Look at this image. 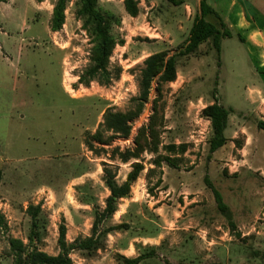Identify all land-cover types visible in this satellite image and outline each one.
Returning <instances> with one entry per match:
<instances>
[{"label":"rangeland","instance_id":"374dc122","mask_svg":"<svg viewBox=\"0 0 264 264\" xmlns=\"http://www.w3.org/2000/svg\"><path fill=\"white\" fill-rule=\"evenodd\" d=\"M184 1L189 8L139 0V15L131 17L125 0H98L101 11L114 13L121 24L112 27L118 43L108 65L111 82L86 85L80 78L92 65L94 41L77 16V0H68L59 32L50 28L58 0H0V214L8 225L0 230V264L14 262L11 238L29 244L31 206L41 207L33 247L57 256L61 224L68 244L91 236L96 212L110 195L105 164L122 184L137 162L145 169L130 197L100 227L124 229L108 235L96 253L70 251L73 264H121L116 251L134 240L137 256L156 248L142 264H264V66L240 42L238 35L247 31L237 24L251 5L264 14V0H207L233 35L222 40L221 54L209 41L197 54L179 57L175 82L154 81L128 138L116 137L99 147L106 150L99 155L85 146L107 110L132 108L145 59L160 52L171 57L185 46L200 0ZM206 20L220 28L214 16ZM215 100L230 112L229 142L211 154V123L202 111ZM151 127L158 154L147 150L126 164L118 155L111 159L114 148L135 149ZM170 144L186 151L169 154L163 146ZM158 156L171 163L155 167ZM206 178L231 208L236 231L218 211ZM197 206L201 223L181 242V211Z\"/></svg>","mask_w":264,"mask_h":264},{"label":"trees","instance_id":"16d2710c","mask_svg":"<svg viewBox=\"0 0 264 264\" xmlns=\"http://www.w3.org/2000/svg\"><path fill=\"white\" fill-rule=\"evenodd\" d=\"M43 2L44 0H37ZM170 4L181 6L182 0H167ZM68 0H58L51 19V31L59 32L65 24V12L67 10ZM77 16L84 20V29L87 30L93 38V57L92 65L85 71L80 78V83L89 84L98 80L103 85L111 82L108 71L109 60L117 45V40L112 33L113 25L121 24V20L114 13L103 12L99 8L98 0H77ZM126 12L131 17L139 15V0H125ZM208 16H214L220 25L206 20ZM189 36L185 46L179 52L168 57L166 52H160L149 56L145 59L144 68L141 71L139 82V96L133 99V106L127 112H114L107 110L103 116V122L99 125L94 134L88 133L85 138V146L95 155H99L103 151L106 153L104 146H109L116 137L128 138L132 131V123L142 114L146 103L148 102L154 81L159 86L162 84L175 82L177 78V59L179 57L197 54L200 47L211 42L215 51L220 55L222 51V40L232 38V33L222 16L208 4L207 0H201L199 4V14L196 15L193 25H191ZM240 42L245 43L246 40L242 35H238ZM203 116L211 123L212 137L209 141V151L214 154L219 149L225 147L229 140L225 136L228 128L230 112L217 100L202 111ZM145 130V129H144ZM109 135V136H108ZM151 139L150 141L148 139ZM140 139H144L145 143L141 144ZM158 135L154 128H150L145 136H138L136 147L133 150L120 152L118 148L112 150L113 159L116 155L122 163H128L132 159L139 160L145 151L158 154L159 143ZM164 150L169 154L177 152L184 153L186 146H176L170 144L163 146ZM172 158L168 156H158L155 160V167L160 168L163 162L171 163ZM109 165L105 164V183L110 192L106 199V206L102 212H96L95 222L92 227V234L89 237L79 238L72 244L66 242L67 228L64 224L59 227V247L61 252L57 256H51L46 252L33 247L34 239L38 238V223L36 219L41 211V207H29L28 212L33 219V229L29 237V244L23 241L11 238L9 240L10 249L13 255V264H73L69 254L70 251H81L88 254L96 253L105 248V239L113 231L123 230L124 226L119 224L111 226L104 231H100V227L104 222L113 218L117 212L118 202L122 199L130 197L132 186L135 184L143 170L145 169L140 162L132 165V170L127 175L126 180L122 184H118L113 176ZM154 170H150L153 173ZM205 182L213 191L216 206L221 215H223L229 223L230 230L236 231V224L233 222V213L230 207L225 204L221 193L213 186L208 178ZM161 181L159 180L158 184ZM8 225L3 214H0V230H7ZM155 255V250L144 253L135 259H128L121 255H117V259L121 264H140L143 260Z\"/></svg>","mask_w":264,"mask_h":264},{"label":"crops","instance_id":"0c3cea01","mask_svg":"<svg viewBox=\"0 0 264 264\" xmlns=\"http://www.w3.org/2000/svg\"><path fill=\"white\" fill-rule=\"evenodd\" d=\"M182 1H183V5L181 6H185V8H189V6L186 5L185 1L184 0ZM214 9L217 11L216 8ZM237 24H238V27H240L242 30L247 31V36H245L244 38L246 40L245 43L247 44L248 48L251 51H254L255 54L261 57V61L259 62L260 63L259 67L264 66V60H263L264 53L263 52L261 53V49L264 47V42H263L264 41V14L261 13L255 6L251 5L249 11L243 8V13L238 19ZM185 210H187L186 214H185ZM200 213H201V210L199 209L198 206L192 209H187L186 207L182 209L181 211L182 220L180 222L184 223L185 226L183 224L182 228H179V226H177L176 228L181 231L179 233V239L181 242H183V240L186 239L187 237L186 235L188 231H190L191 229L197 228L200 225L201 223ZM109 236L112 238V234H109ZM135 242L136 240H134V242H132L131 245L127 249L117 250L116 251L117 255H121L128 259H135L139 257L140 255L137 256L135 253V248H136L135 246L136 244L134 245ZM189 243L190 242L188 240V244ZM153 249L156 250V248H153ZM144 261H146V259L143 260L140 264H142Z\"/></svg>","mask_w":264,"mask_h":264}]
</instances>
